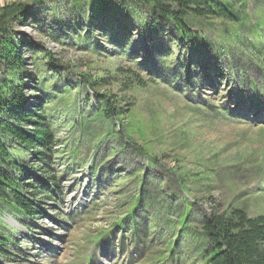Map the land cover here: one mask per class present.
<instances>
[{
	"label": "rangeland",
	"instance_id": "1",
	"mask_svg": "<svg viewBox=\"0 0 264 264\" xmlns=\"http://www.w3.org/2000/svg\"><path fill=\"white\" fill-rule=\"evenodd\" d=\"M15 1L29 11L9 24L23 42L25 107L43 110L50 138L42 157L19 155L38 211L26 218L0 204V264H153L184 217L187 231L162 264H205L193 242L204 217H264V29L253 35L264 0H235L240 25L191 18L188 28L207 44L193 51L173 42L168 26L162 36L136 0L104 10L65 0L0 5ZM96 94L111 97L108 121L94 116ZM131 113L137 130L129 132ZM129 211L137 226L149 222L141 240L124 223ZM121 220L123 230L114 226Z\"/></svg>",
	"mask_w": 264,
	"mask_h": 264
},
{
	"label": "trees",
	"instance_id": "2",
	"mask_svg": "<svg viewBox=\"0 0 264 264\" xmlns=\"http://www.w3.org/2000/svg\"><path fill=\"white\" fill-rule=\"evenodd\" d=\"M33 1L35 4L40 3L39 1L45 3V0ZM136 1L149 6L151 26L153 25L156 28L158 26L160 28L159 32H163L162 36L167 34L165 32L167 29L161 30V28L168 26L173 42L181 40L184 44H189L191 47L190 51L199 50L201 47L207 46L206 43L201 44L198 34L188 28V21L191 18H214L235 25H240L242 22L240 13L234 6L235 0ZM64 2L67 6H71L72 9H81V6H87L92 10L96 9V5H100L99 9L104 10L106 6H108L106 8H109L112 5L120 4L121 0H65ZM239 2L240 0H237V3ZM28 14V4L24 2L15 1L0 5V70H3L2 76H0V204L4 205L6 209L17 213V215L26 218L35 215L38 208L29 198L36 196V193L29 190L35 189V187H30L23 181L27 171L24 162L19 159V155L27 151L42 157L43 149L50 138L48 124L41 118V111L43 110L38 108L37 112H34V110L25 107L26 98L22 94L23 84L21 83V77L26 71L23 66L24 58L19 55L20 50L17 45V43L22 44L23 42L16 43L11 38L12 33L9 27V24L13 21L22 19ZM146 23L144 20L139 21L140 25H145ZM263 29L264 21L260 29L257 26L255 27L253 35H258L259 31ZM28 45L31 49H37L36 47H38H33L31 43H28ZM222 51L224 49H219L217 53L219 54ZM38 52L37 50L36 53ZM44 53L45 59L51 62V67L58 69L57 65L52 63L51 54ZM200 63L198 62V64ZM34 64L36 68L40 66L36 62ZM201 65L203 69H207L206 63H201ZM210 66L215 70V67L218 69V63H211ZM12 76L18 79L16 80ZM37 79L36 84L38 83ZM44 83V80L40 79L38 88L42 89ZM109 96L104 94H96L95 96L99 107L94 111V116H101L107 121L113 115L110 112L112 104L110 105L109 100L111 97L109 98ZM254 97L256 98V96ZM40 101L41 99L38 102ZM132 118L133 113H131L125 125V130H129V132L137 130L136 126L132 124ZM125 133L129 134L127 131ZM140 148L141 152L149 153L145 152L144 147ZM89 167L92 171L91 164ZM40 168L41 166L38 167V169ZM179 184L184 187L183 182L180 181ZM26 193H28V196ZM135 198L134 210L137 211L143 202L141 193L139 192ZM187 203L188 207H190L191 203ZM132 212L134 211L126 213V218L127 220L130 219V221H124V223L131 225L129 229L132 230H128V232L130 231L133 240H141L148 230L149 222L141 220V225L137 226ZM232 212L233 214L230 216L213 212L209 216L204 217L203 228L200 230L202 236L198 234V237L193 238V242H197L198 253L203 250L202 256L206 260L205 264H264V217L248 218L243 212L238 210ZM165 221L167 220L165 219ZM178 223L181 227L180 230L185 231L187 225L186 217L180 219ZM114 226L122 230L125 229L122 220ZM137 228L139 231L135 233L133 230L137 231ZM180 230L174 231V235L169 240L161 242L166 252L155 253L153 258H149L148 263L153 260V264H162L171 257V251L174 250L172 241L174 239L179 241ZM98 239L99 237L95 240ZM164 239L165 237L162 238V240ZM3 241L11 242L8 237L4 238ZM149 241L150 238H148V246ZM175 249H177V245Z\"/></svg>",
	"mask_w": 264,
	"mask_h": 264
},
{
	"label": "bare ground",
	"instance_id": "3",
	"mask_svg": "<svg viewBox=\"0 0 264 264\" xmlns=\"http://www.w3.org/2000/svg\"><path fill=\"white\" fill-rule=\"evenodd\" d=\"M53 248H57V247H53Z\"/></svg>",
	"mask_w": 264,
	"mask_h": 264
}]
</instances>
